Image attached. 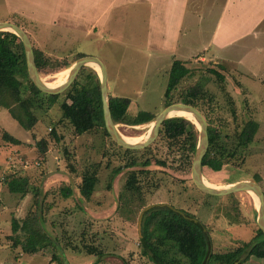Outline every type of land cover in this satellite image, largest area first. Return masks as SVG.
<instances>
[{
  "label": "rangeland",
  "instance_id": "374dc122",
  "mask_svg": "<svg viewBox=\"0 0 264 264\" xmlns=\"http://www.w3.org/2000/svg\"><path fill=\"white\" fill-rule=\"evenodd\" d=\"M137 1L130 0L127 5L114 7V11L106 16L104 30L96 35L94 33L86 35L81 24V29L30 25L26 18L7 12L3 4H0V19H12L20 25L27 34L32 48L40 51L49 61L46 66L37 70L40 78L50 80L53 72L63 68L62 65L68 64L69 67L82 55H94L105 65L108 96L129 99L125 119L135 116L139 109L150 110L155 116L166 106L162 95L170 62L167 55L163 53L160 54L164 56L159 55L154 46V48L144 46L150 14L144 5ZM221 1H202L197 11L199 16L195 21L194 18L192 20L189 18V13L196 8L192 6L194 5L192 0H187L185 14L187 28L184 35L179 37L177 51L171 58L186 60L191 74L184 76L172 91L171 103L178 102L177 91L180 87L192 83L201 75H207L208 80L203 89L206 90L209 99L206 97L199 99L196 105L207 123L211 121V125L232 136L245 119L249 117L256 119L258 126L252 140L237 151L233 159L223 164L220 170L211 171L202 167L201 175L202 179L216 187H223L237 179L253 178V175H256L257 182L264 190V85L258 79L264 75V23L263 26L253 28L224 47H206L215 18L221 8ZM187 44L194 46L203 44L204 48L192 49L189 53L182 51V47ZM207 48L215 53L217 59L200 60L197 58L198 55L191 56L203 52L202 54L208 57L210 55L209 51H206ZM179 54L186 55L179 57ZM218 56H224L226 60ZM83 67L97 71L89 64ZM208 68H214L217 73L222 74V81H218L215 74L209 73ZM79 72L73 83L76 79L81 81L84 79L83 75L78 76ZM86 72L87 70H84L82 74ZM22 84L25 86L26 81L22 80ZM62 93L58 94L60 96L51 106L46 108L44 105V109L35 111L37 120L30 131L22 130L9 116L8 110L0 107L1 199L12 207L14 205L10 203L12 198L20 195L7 189L4 179L12 175L27 176L31 199L35 187L40 190L37 196L42 195L41 185L52 179L51 173L59 179L68 178L72 185L73 192L67 199L63 198L59 191L46 195L44 201L49 202L51 198L54 207L48 210L49 205L43 212L45 216H40L39 222L40 228L50 235L49 241L45 243L46 248H54L53 251L57 253L61 263L66 262L64 258L66 250L63 248L70 249L69 246L80 248L83 242H87L97 245L104 252L118 256L122 264H153L147 256L141 254L138 229L141 228L139 216L143 209L157 203L172 204L199 219L207 230L211 252L230 250L255 234L256 206L250 191L236 190L222 196L201 192L189 177L190 165L181 171L174 169L175 163L170 161L172 157L176 159V154L166 149L160 133L145 147L127 150L129 152H124L123 148H119L107 138L100 126L76 134L66 119L59 118L60 110L57 104L65 100ZM21 94L26 96L27 90ZM232 107L234 112L231 113ZM151 120L139 125L116 123L115 127L123 136L139 137L147 133ZM50 128L54 130L55 135L51 133ZM16 129L19 131L15 133L20 139L18 144L5 142L1 138L3 131L13 134ZM39 139L45 140V146L38 144ZM230 141L228 138V142ZM40 148L44 149L43 155ZM145 157L149 159V164H146L149 172L145 177H150V183L144 182L139 191L125 188L126 172L130 168H138V165L127 167L126 163L131 159L141 162ZM156 159H164L167 163L156 164ZM88 165H98L97 180L90 198L84 200L76 193L74 177H79V173ZM117 166L120 170L113 173V168ZM58 178L53 179L57 181ZM62 200L66 204L62 203ZM44 205L45 203L41 201L39 212ZM21 208L23 209L24 205ZM37 208L38 204L35 210ZM223 210L228 211L229 215H225ZM71 212H74V215H67ZM7 245L2 248L12 249L9 241ZM164 248L170 251L171 255H168V258L174 256L184 264V258L179 257L173 245L168 243ZM51 251H48L49 255H52ZM7 253L9 251L0 250L1 264L13 263V257ZM72 253L75 256L91 257L92 261L96 259L82 250H73ZM245 256L244 260L243 257L240 259L239 264H264V253L259 255L249 253ZM53 261L55 262V258ZM113 261L120 262L115 258L103 261L97 259L95 264L102 262L112 264ZM208 264L216 263L211 261Z\"/></svg>",
  "mask_w": 264,
  "mask_h": 264
},
{
  "label": "trees",
  "instance_id": "16d2710c",
  "mask_svg": "<svg viewBox=\"0 0 264 264\" xmlns=\"http://www.w3.org/2000/svg\"><path fill=\"white\" fill-rule=\"evenodd\" d=\"M33 54L37 70L49 63L40 51L33 49ZM67 66L68 64L62 65V69L68 68ZM85 68L87 67H82L78 75H83L84 79L82 81L76 79L71 87L63 91L62 95L65 100L57 104L60 110L59 118L66 119L76 134H81L95 126H100L103 134L109 138L103 128L97 74L94 70ZM84 70H87V72L82 74ZM208 71L211 74H215L218 81H222V74L217 73L214 68H208ZM55 72H58V70ZM188 74L191 73L186 60L179 58L171 60L162 95L165 105L172 102V91L176 89L180 80ZM206 76L201 75L192 83L180 87L179 91H177V100L187 101L196 106L199 99L202 100L204 97L209 99V96H206V90L203 89V85L208 80ZM22 80L26 81L25 86L22 84ZM260 82L264 85V75L260 78ZM25 90H27V94L23 96L21 93ZM59 96L58 94L41 93L32 85L26 74L24 52L18 37L11 32L0 31V107L8 110L9 116L22 129L30 131L37 120L35 111L44 109V105L48 108ZM128 103L129 99L126 97L108 96L110 117L114 124L139 125V123L153 119V112L146 109H139L135 116L125 119ZM230 112H234L233 107ZM257 126V120L249 117L241 123L232 136H229V134L223 133L220 128L213 124L211 125V121H209L207 130L208 145L200 162L201 168L206 167L211 171L220 170L223 164L233 159L235 153L252 140ZM50 131L55 135L52 128H50ZM159 133L164 139L166 149L172 150L176 154V159L172 157L170 161L175 163L174 169L181 171L189 166L197 138V130L193 123L183 116L170 117L162 122ZM1 138L11 144L19 143L18 139L5 131L2 132ZM228 138L231 139L230 142H228ZM38 144L45 146V140L39 139ZM122 150L129 152L127 149ZM40 152L43 155L44 149L40 148ZM155 163L166 165L167 162L164 159H156ZM146 164H149L147 157L142 159L141 162L131 159L126 163L125 166L127 167L138 165V168H130L126 172L124 178L125 188L139 191L144 182L150 183V177H145L149 172ZM97 167L98 165L85 166L74 182L77 195L84 200H88L93 191L97 180ZM119 170L120 167L117 166L113 168V173ZM253 178L256 181L258 180L256 175H253ZM27 179L25 174H18L9 176L4 180L10 192L24 195V193L29 191ZM35 189L34 193L36 195L33 193L30 209H27L22 220L19 222L13 216L9 219L10 233L6 235V238L10 242L11 247H18L20 251H39L41 248L46 247L45 243L50 239V236L40 228L39 223L40 216H44L43 212L46 211L51 202V200L50 202L44 201L46 195L53 191H59L63 198L67 199L73 192L72 185L65 181H59L54 186L48 187L42 191V195L39 197L37 195L40 190L37 187ZM252 196L254 197L253 193ZM42 197L43 199L41 200ZM63 200L62 203H65ZM41 201L45 205L42 211L39 212ZM37 204L38 208L35 210ZM183 211L188 215L194 216L186 210ZM223 213L229 215L226 210H223ZM70 214L73 215L74 212L67 215ZM140 217L141 228L138 245L141 246V254L147 256L153 264H183L174 256L168 258V255H171L169 254L170 251L164 248V245L168 243L173 245L174 251L179 254L180 258H184V264H203L208 251V242L210 241L206 234V228L203 230L202 223L187 219L168 207L149 206L143 209ZM17 230L23 232L24 236L21 240L15 235ZM69 248L91 254L95 256V260L100 259L105 254L103 249L87 242H83L80 248L75 246H69ZM53 249L51 248L52 255H50V260L55 258V264H67V262L61 263ZM249 253L253 255L264 253V236L258 227L252 237L248 240H243L234 248L224 252H210L206 264L211 261L216 264H232L240 255H244L242 258L244 260L245 255ZM95 260L90 264H95ZM239 263L240 261L237 264Z\"/></svg>",
  "mask_w": 264,
  "mask_h": 264
},
{
  "label": "crops",
  "instance_id": "0c3cea01",
  "mask_svg": "<svg viewBox=\"0 0 264 264\" xmlns=\"http://www.w3.org/2000/svg\"><path fill=\"white\" fill-rule=\"evenodd\" d=\"M202 1L205 2L206 0H192V3H194L192 6H195L196 10H193V12L189 13V18L191 20L194 18L196 21L197 16H199L197 11L200 9V3ZM139 2L144 5L147 13L150 14L148 31L145 30L146 36L144 38V46H154L156 52L159 53V55L164 56L163 54H166L167 56H165L168 58V61L171 62V60H173L171 57L175 55V52L178 48L177 42L179 37L182 34L184 35V31L187 28V25L185 24L187 0H139ZM129 3L130 0L0 1V4H3V7L7 12L11 13V15L17 14L26 18L30 25L42 24V26L47 25L49 27L55 25L65 29H74L73 27L81 29V25H83L85 29L84 33H86V35H89L90 33H94L96 35L97 33L103 31V27L107 23L105 22L106 16L114 11V7L122 4L127 5ZM220 5L221 8L215 18L214 26L210 31V38L205 44L206 47H224L241 35L251 31L253 28H256L257 26H263L264 0H222ZM0 21H10L18 25L12 19L5 18L4 20L0 19ZM18 26L20 27V25ZM199 47L204 48V45L202 44L200 46H194L192 44H187L186 46L182 47V51L184 50L185 52L189 53L192 51V49L197 50ZM206 51H209L208 54L210 56L205 57L202 54L203 52H198L196 54H192L191 56L198 55L197 58L200 60H204L206 58H216L214 56L215 53L212 50L207 48ZM185 55L186 54H179V57H183ZM218 57L222 60H226L224 56ZM261 77L258 78L259 81ZM15 133H19V131L16 129L15 132L13 134L10 133V135L20 140L17 136L18 134ZM51 176L50 177L52 179H48L46 184L41 185L42 191L48 187L54 186L55 184L59 183V181L68 182V178L66 180L59 179L53 173H51ZM53 178L58 179L55 181ZM74 178L75 182L78 177L76 176ZM69 179H71V177ZM29 198L30 193L28 191L24 195H19V197L15 196L10 202L14 205L10 207V205L0 197V250H4L5 252L9 251L7 255L12 256L14 260L12 264H16L17 262H20V264H54V261L50 260V255L48 254V251H51L50 248L45 247L34 252L20 251L18 247H12V249L8 248L9 250L2 248L6 246L8 242L6 235L10 233V217L13 216L17 221L20 222L27 209L31 206L32 199ZM50 200L52 199L50 198L49 202ZM22 205H24L23 209L21 208ZM52 207H54V203L50 202L48 210H50ZM49 213H47V215ZM45 221L47 220L45 219ZM15 235L18 236V238H23V232L21 230L15 231ZM63 249L64 251L66 250L64 258L67 264H90L92 262L91 257L86 258L84 256H75L72 253L73 250L65 248ZM63 249L62 252H64ZM114 258L120 261L118 256L111 255L107 252H105V254L100 259L103 261ZM102 264L105 263L102 262ZM112 264L122 263L121 261H113Z\"/></svg>",
  "mask_w": 264,
  "mask_h": 264
},
{
  "label": "water",
  "instance_id": "95a60500",
  "mask_svg": "<svg viewBox=\"0 0 264 264\" xmlns=\"http://www.w3.org/2000/svg\"><path fill=\"white\" fill-rule=\"evenodd\" d=\"M0 31L11 32L18 37L24 52L27 77L32 83V85L41 93H46V94L62 93L73 83L78 72L83 66L90 63L95 64L99 70V73H97V71L96 73L98 75V89H99L100 105L102 108L101 117L103 122V128L107 133L108 137L117 146L123 149L137 150L145 147L151 141H153L155 137L158 135L162 122L167 118L175 116V115H170L172 112H178V110L188 112L190 116L193 118V123L197 130V138H196L195 147L193 150V154L190 162V169H189V177L193 185L203 193L209 195H216V196L231 194L236 192V190H246L254 193L259 199V206L256 207L255 221L257 227L260 229V231L264 236V190H262L261 186L254 178L237 179L236 181L231 182L223 187H209L204 183L201 175L200 162L208 145V138H207L208 123L202 112L195 105L191 104L190 102L181 101V100H177L178 102H173L166 105L157 115L153 117V119L151 120V125L147 131V134L142 140H139L138 142H134V143L127 142L117 131L115 124L111 120L110 117L111 112H110V107L108 105V92L106 86L107 71L105 65L98 57L94 55H82L76 58L73 61V63L70 65V72L66 77L65 81L59 86L51 87L44 84L38 75L34 62L33 49L27 34L18 25L10 21H0ZM153 205L155 207L171 208L173 211L180 214L181 216L187 219H191L192 221L201 223V221L196 217L186 214L182 209L177 208L172 204L157 203ZM139 219L140 218H138V221ZM203 230H205L204 226H203ZM139 231L140 228L138 229V233ZM210 252H211V246H210V242H208V251L204 258L203 264L207 263V259L209 257ZM242 257L243 256L240 255V257L236 261H233L232 264H237Z\"/></svg>",
  "mask_w": 264,
  "mask_h": 264
},
{
  "label": "bare ground",
  "instance_id": "6f19581e",
  "mask_svg": "<svg viewBox=\"0 0 264 264\" xmlns=\"http://www.w3.org/2000/svg\"><path fill=\"white\" fill-rule=\"evenodd\" d=\"M89 65L93 69L97 70V73H99V70H98V68H97V66L95 64L90 63ZM69 72H70V66L68 68H66V69H62V70L58 71L57 73H54L52 75V79L49 80L47 78L42 77L41 81H43L44 84H46L48 86H51V87L59 86L65 81V79L68 76ZM170 115L183 116V117L189 119L193 123V118L190 116V114L188 112H185V111H182V110H178V112H172ZM150 125H151V123L149 122V126ZM146 134L140 135L139 137H127V136H123V135H121V136L123 137V139L125 141L130 142V143H132V142L134 143V142H138L139 140H142L146 136ZM203 181L209 187H216L214 184H211V183H208L207 181H205V179H203ZM250 193H251V196H252V192H250ZM253 195H254V197L252 196L253 202H254L255 206L258 207L259 206V199L257 198V196L254 193H253Z\"/></svg>",
  "mask_w": 264,
  "mask_h": 264
},
{
  "label": "built area",
  "instance_id": "2783aa9c",
  "mask_svg": "<svg viewBox=\"0 0 264 264\" xmlns=\"http://www.w3.org/2000/svg\"><path fill=\"white\" fill-rule=\"evenodd\" d=\"M17 264H20V262H18Z\"/></svg>",
  "mask_w": 264,
  "mask_h": 264
},
{
  "label": "flooded vegetation",
  "instance_id": "af4514ba",
  "mask_svg": "<svg viewBox=\"0 0 264 264\" xmlns=\"http://www.w3.org/2000/svg\"><path fill=\"white\" fill-rule=\"evenodd\" d=\"M174 206V205H173Z\"/></svg>",
  "mask_w": 264,
  "mask_h": 264
}]
</instances>
